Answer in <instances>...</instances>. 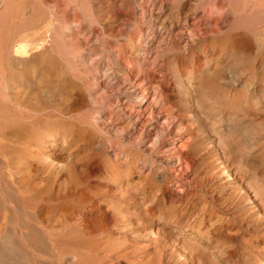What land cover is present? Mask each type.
<instances>
[{
    "label": "rangeland",
    "instance_id": "1",
    "mask_svg": "<svg viewBox=\"0 0 264 264\" xmlns=\"http://www.w3.org/2000/svg\"><path fill=\"white\" fill-rule=\"evenodd\" d=\"M45 1L59 14H74L65 10L62 0ZM90 1L105 8L96 21L84 20L79 10L75 13L82 20L78 32L84 31L79 42L93 51V64H111L103 78L111 89L104 93L101 108L65 117L75 122L84 113L99 111L97 121L87 119L88 124L80 126L95 135V145L88 150L79 142L77 156H100L90 160L80 181L72 177L84 190L56 201V195L72 186L63 183L61 190L59 183L73 158L62 153L67 141L47 143L48 151L57 147L63 155L52 152V167L61 172L46 190L54 208L46 209L41 220L48 226L56 218L51 231L62 240L47 242L48 257L33 251L35 262L264 264V22L252 25L242 21L240 13L225 11L229 27L219 29V38L230 31L233 76L227 106L220 94L223 81L217 82L216 95L198 92L200 80L208 79L223 57L217 54V64L207 66L203 60L190 61L188 54L197 48L192 41L204 32L209 7L193 10L192 0L179 13V0H135L127 8L120 0ZM219 2L218 8L226 6L225 0ZM248 2L251 8L264 5V0ZM3 7L2 0L0 14ZM22 13L31 27L36 20L33 9L28 5ZM176 14L186 19L179 26L174 25ZM36 23L37 28L28 31L30 44L34 42L29 51L39 43L41 52L50 46V28L46 21ZM111 33L114 39L108 37ZM174 43L182 56L171 51ZM107 48L117 59L114 64L106 57ZM32 55L26 59H36Z\"/></svg>",
    "mask_w": 264,
    "mask_h": 264
},
{
    "label": "bare ground",
    "instance_id": "2",
    "mask_svg": "<svg viewBox=\"0 0 264 264\" xmlns=\"http://www.w3.org/2000/svg\"><path fill=\"white\" fill-rule=\"evenodd\" d=\"M62 1L67 8L65 10L74 14L78 10L81 11L84 18H86L84 20L91 17L95 18L93 21L99 20V15L105 8H102L100 3L95 5L90 0ZM189 1L192 0H179L176 3L178 4L176 11L180 13L184 7L191 3ZM31 2L32 0H3L4 10L1 9L3 12L1 11L0 14V264H40L37 261L35 262L34 257L36 256L31 253L34 251L38 254L50 255L49 243L47 242L62 240L61 237L58 238L60 235H54L55 232L51 231L52 224L58 221L56 218L51 219L48 226H44V222L41 220V216L46 209L52 211V208H54L51 205L53 200L46 190L49 189L51 182H56L58 174L61 172V169L55 170L52 167V152L57 147L53 151H48L46 145L57 138L67 141L62 153L74 160L70 163L67 162L66 173L61 175L65 179L59 183L61 190L64 187L63 183L66 187L67 185L72 186L67 189L66 194L56 195L55 200L69 199L77 192L83 191L84 188L81 187V183L72 182V177L76 176V179L80 181L85 174L86 166L91 162H96L95 157L100 155L93 152L88 155V158L86 156L78 158L77 154L81 149L80 145L78 146L79 142H84V146L88 150L95 145V135L80 126L88 124L87 119L97 121L99 111L93 110L89 115L84 113L81 119H75L76 123L69 121L65 115L78 113L84 108L95 106L101 108L104 102L103 95L110 88L109 84L105 82L106 80L103 81V78H106V69L111 64L107 63L104 68L98 64H93L91 59L93 51L87 50L86 46H82V43L79 42V36L84 35L83 30L78 32L82 20L76 14L69 16V13L65 10V14L55 12V7L45 0H37L36 2L34 0L32 5ZM134 2L135 0H120L121 5L126 8L132 6ZM193 2L195 3L193 10L201 8L204 11L206 7H209V17L204 26V32L200 31L197 39L192 41V47L197 46V48L188 52L190 61L203 60L205 65L208 66L211 63L217 64L215 58L217 54L223 57L222 63H219L216 67L213 65L215 69L213 67L211 72L209 71L208 74L210 75L206 76L208 79L200 80L199 84L197 83L198 92L201 94L208 92L211 95H216L219 91L217 82L223 81L224 88L220 94L225 101V105L229 106L232 101L229 91L233 83L232 66L230 64L232 54L230 31L229 33H223L219 38V29L229 27L225 11L227 10V12L233 14L240 13L242 21L251 22L252 25H255L264 22V5H256L254 2L255 6L252 5L251 8L248 0H225L226 6L218 8L217 3L219 0H193ZM28 5L36 14L33 15L34 17L32 16L36 20L33 21L31 27L29 19H26V16L24 18L22 15ZM45 9L48 10V13L45 12ZM171 11H174V9ZM176 15L174 25L179 26L182 21H186L185 18H179L180 16ZM213 15L217 17L214 18ZM173 17L174 14L172 13L170 19L173 20ZM166 18L163 20H166ZM38 20L46 21V27L50 28L48 30V33H50V46L47 45L46 49H44V46V50L38 52L40 48L38 43L39 45L36 44L30 49L31 51L36 50L35 53L38 52V54L36 55L33 52L32 55L29 48L34 45L32 44L34 42L31 40L30 44L28 38L31 35L28 34V31L30 32V29L34 26L37 28L36 21ZM160 23V28L163 29L164 24L163 22ZM171 25H173V22L169 21V26ZM149 28V25L145 27L147 33L150 30ZM38 30L40 31V29ZM148 36H146V40ZM108 37L115 38L112 33ZM40 42L41 44L45 43V41ZM105 51L108 54L106 57L110 55L113 64L117 62L109 48ZM171 51L178 54L180 51L179 45L174 43ZM29 53L32 57L37 56L36 59L27 60L26 57ZM179 55H181V52H179ZM142 79L137 82H141ZM79 103L81 105L76 107ZM62 153L54 151V154L58 157ZM107 165L106 167L111 170L114 167L110 164ZM116 174L118 175V173ZM93 198L90 200H93ZM67 207H69L68 204ZM44 229L46 231L50 230L45 232ZM68 237L73 239L70 236ZM61 243L64 242L61 241Z\"/></svg>",
    "mask_w": 264,
    "mask_h": 264
}]
</instances>
